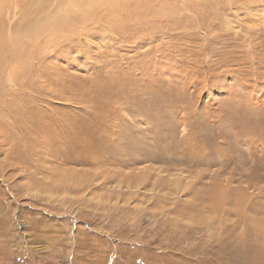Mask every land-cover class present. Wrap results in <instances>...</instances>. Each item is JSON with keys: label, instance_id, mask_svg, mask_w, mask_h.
<instances>
[{"label": "rangeland", "instance_id": "obj_1", "mask_svg": "<svg viewBox=\"0 0 264 264\" xmlns=\"http://www.w3.org/2000/svg\"><path fill=\"white\" fill-rule=\"evenodd\" d=\"M162 1L0 0V264H264V0Z\"/></svg>", "mask_w": 264, "mask_h": 264}, {"label": "bare ground", "instance_id": "obj_2", "mask_svg": "<svg viewBox=\"0 0 264 264\" xmlns=\"http://www.w3.org/2000/svg\"><path fill=\"white\" fill-rule=\"evenodd\" d=\"M41 1V0H40ZM98 2H102V3H98L100 6L98 8V6L95 7L96 3ZM135 1H139V0H135ZM141 1V0H140ZM162 1V0H160ZM179 1V0H178ZM181 1V0H180ZM225 1V0H224ZM239 1V0H238ZM131 2H133V0H42V2H40V10L38 9L37 13L39 14H42V19H41V25H43L44 23H46V21L48 20H53L54 18H56L58 15L61 14V11L65 12L66 13V17L64 19H66L68 21H73V20H76V19H80V20H84L86 21V19L88 18V21H89V24L90 26L92 25V23L94 22V19L91 18V17H94L96 15H98L97 12H102V11H106L107 13L112 12L114 10H117V7L116 5L117 4H122V6H125V4L129 5ZM164 2V0L162 1ZM182 2V1H181ZM228 2H230L229 4L231 5V7L233 8L235 3L237 2V0H228ZM235 2V3H233ZM252 2V1H251ZM183 3L185 4V6L187 4H189V6H186V10L189 11V12H193L195 13L199 18H203V19H210V17H208L210 14L209 12H213V10L215 9V7L220 4V0H183ZM255 3V2H254ZM261 3V2H260ZM222 4V3H221ZM242 4V3H241ZM251 5V4H250ZM263 5V4H262ZM35 5L33 6H30L29 8H31V11L34 9ZM126 7V6H125ZM256 7V6H255ZM259 7V6H258ZM72 8V9H71ZM75 8H77L78 10H76ZM236 9V8H234ZM244 9V8H243ZM245 9H246V6H245ZM217 10V9H216ZM243 11V10H242ZM248 11V10H247ZM29 13V14H28ZM27 14L29 15L30 17V21L32 20V13H30V11L28 10L27 11ZM25 15L28 17V15ZM117 14V12H116ZM113 15V16H116ZM183 12H181V16H182ZM247 14V12H246ZM24 15V14H23ZM195 15V16H196ZM212 15V14H211ZM248 15V14H247ZM62 16V15H61ZM99 16H101L99 14ZM194 16V17H195ZM196 16V17H197ZM61 18V17H60ZM105 18V17H104ZM180 18V17H179ZM62 19V18H61ZM183 19V18H182ZM186 19V18H184ZM189 19V18H188ZM192 19V18H190ZM60 20V19H59ZM105 20V19H104ZM103 18L101 17V19L99 20V22L103 21ZM122 20V19H121ZM160 20V19H159ZM181 20V18H180ZM194 20V19H193ZM213 20V19H212ZM83 21V22H84ZM168 21V20H167ZM178 21V20H177ZM189 22V21H188ZM71 23V22H70ZM134 23V22H133ZM228 23V22H227ZM82 24V23H81ZM101 24H104V23H101ZM112 24V23H111ZM175 24V23H174ZM46 25V24H44ZM137 25V24H136ZM228 25V24H227ZM66 26H67V23H66ZM94 26V24H93ZM65 27V26H64ZM69 27V26H68ZM67 27V28H68ZM82 27V26H81ZM114 27V26H113ZM72 28V27H71ZM34 25H31L30 26V29H26L24 31V33H22L23 36H26L28 33H31L32 31H34ZM88 29V27H87ZM177 29V28H176ZM58 30H56V32H54L53 30H51V33L52 34V38L55 36V34H58ZM81 30V29H80ZM79 30V31H80ZM85 30V29H84ZM82 31V30H81ZM88 31V30H87ZM212 31V30H211ZM75 32V31H74ZM78 32V30H77ZM46 34V32H45ZM85 34H89V32L87 33H84V34H81L80 36H85ZM69 35V34H68ZM64 36V35H63ZM74 34H72V36L67 39V40H70V42H76L81 40L80 38L78 37H73ZM76 36V35H75ZM79 36V35H78ZM36 37L39 38V35H37ZM44 37V36H43ZM67 37V36H66ZM205 37V36H204ZM78 38V39H77ZM84 38V37H83ZM48 40V39H47ZM66 40V41H67ZM12 40H9V56L12 57V59L16 56V53L15 51L17 52L18 48H19V44L18 43V37L16 39V42ZM74 44V43H73ZM38 49V48H37ZM32 55H35V49L34 51H32ZM104 53V52H102ZM7 57V56H6ZM17 57V56H16ZM8 60V63L6 65V69L5 71L1 74H0V81L2 80H5V79H2V77L4 76V74L6 75H11L12 73H16V75H20L21 77V80L22 79H26L28 78V81L29 84L31 82L34 81L33 77L29 78V76L27 77L28 74L30 73H27L26 75V71L25 70V66L24 65H19V68H18V71L15 72V70H13V68L11 67L12 65L9 64L11 63V61H13L12 59L9 61L8 57L6 58ZM17 65V64H16ZM44 68V67H43ZM27 69V68H26ZM35 69V68H34ZM29 71V70H28ZM30 72V71H29ZM32 72H35V71H32ZM22 73V74H20ZM41 73V72H40ZM45 73V72H43ZM3 75V76H2ZM14 75V74H13ZM11 75V77H7L8 78V81H12L11 78H13L14 76ZM35 75V74H34ZM41 75V74H40ZM40 75L38 77H40ZM43 75V74H42ZM13 76V77H12ZM36 76V75H35ZM16 77V76H15ZM27 77V78H26ZM37 77V78H38ZM43 77V76H42ZM35 78V77H34ZM41 78V77H40ZM15 79V78H13ZM17 80V78H16ZM19 81V80H18ZM41 82V81H40ZM1 84V83H0ZM13 84V83H12ZM14 84H15V81H14ZM34 84V82L32 83ZM30 84V85H32ZM9 85V84H8ZM19 85V84H18ZM27 85V84H26ZM33 86V85H32ZM2 87V86H1ZM32 90V89H31ZM34 92V91H33ZM25 98V97H24ZM9 100V99H8ZM21 101V100H20ZM23 103V102H22ZM20 104V103H19ZM133 110V109H132ZM172 117V116H171ZM157 134V133H156ZM86 141V140H85ZM3 176V175H2ZM70 176V175H69ZM67 177V176H66ZM93 177V176H92ZM51 181V180H50ZM15 183V182H14ZM37 183V182H36ZM56 183V182H55ZM65 183V182H64ZM12 193V192H11ZM63 193V192H62ZM98 194V193H97ZM15 195V194H14ZM19 203V202H18ZM32 210H33V206L31 207ZM41 210V209H40Z\"/></svg>", "mask_w": 264, "mask_h": 264}]
</instances>
